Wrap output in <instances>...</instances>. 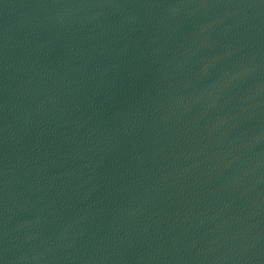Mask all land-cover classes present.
<instances>
[{"label":"water","instance_id":"95a60500","mask_svg":"<svg viewBox=\"0 0 264 264\" xmlns=\"http://www.w3.org/2000/svg\"><path fill=\"white\" fill-rule=\"evenodd\" d=\"M0 264H264V0H0Z\"/></svg>","mask_w":264,"mask_h":264}]
</instances>
